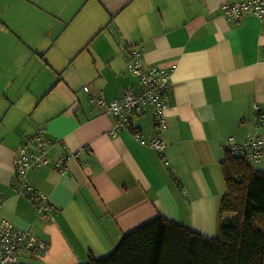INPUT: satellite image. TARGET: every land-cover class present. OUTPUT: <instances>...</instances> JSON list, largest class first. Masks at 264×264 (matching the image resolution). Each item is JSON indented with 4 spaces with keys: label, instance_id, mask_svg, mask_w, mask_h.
<instances>
[{
    "label": "crops",
    "instance_id": "0c3cea01",
    "mask_svg": "<svg viewBox=\"0 0 264 264\" xmlns=\"http://www.w3.org/2000/svg\"><path fill=\"white\" fill-rule=\"evenodd\" d=\"M227 1L0 0V222L34 233L51 250L43 260L23 253L20 264L104 258L123 234L158 215L217 234L225 144L253 135L254 104L264 110V16L235 22L222 9ZM76 36L85 38L82 50L98 53L97 68H80V45L63 43ZM133 50L144 64L170 71L168 162L148 144L151 114L132 120L143 136L137 141L132 130L114 136L117 120L97 103L138 87L127 67ZM19 52L25 66L10 56ZM39 126L48 163L28 175L50 199L49 218L19 193L15 171L25 138ZM27 149L40 155L35 144ZM73 154L61 170L57 164ZM253 167L264 172V152Z\"/></svg>",
    "mask_w": 264,
    "mask_h": 264
},
{
    "label": "trees",
    "instance_id": "16d2710c",
    "mask_svg": "<svg viewBox=\"0 0 264 264\" xmlns=\"http://www.w3.org/2000/svg\"><path fill=\"white\" fill-rule=\"evenodd\" d=\"M248 1L251 0H233ZM132 59L133 52L129 62ZM225 151L221 170L226 192L217 214L215 236L158 215L123 234L106 257L90 255L84 264H264V172L256 170L245 156ZM24 195L39 205L37 197Z\"/></svg>",
    "mask_w": 264,
    "mask_h": 264
},
{
    "label": "built area",
    "instance_id": "2783aa9c",
    "mask_svg": "<svg viewBox=\"0 0 264 264\" xmlns=\"http://www.w3.org/2000/svg\"><path fill=\"white\" fill-rule=\"evenodd\" d=\"M222 9L227 16L239 22L245 15L264 16V0H251L244 3L227 1L223 3ZM137 53L138 51L133 52L134 59L129 62L128 69L138 77V87L127 86L124 88L122 97L110 103L100 96L97 103L104 106L107 113L117 120V124L111 130L114 136H117L122 129L132 130L131 123L135 117L151 114L156 130L150 136L149 145L157 150L162 160L166 161L164 133L169 127L167 114L170 108L169 91L172 86L170 71L144 64ZM254 123L256 132L248 136L242 144L237 143L234 138H230L225 144V149L229 150L232 155H243L250 164L259 163L264 152L262 132L264 110L258 103L254 104ZM44 132L45 128L39 126L34 136L25 138L15 158V171L16 179L21 183L19 193L37 197L35 199L39 200V215L49 218L53 209L50 199L31 185L28 175L32 167L39 169L40 166L48 163L47 158L43 156L48 146V141L41 139ZM133 135L137 141L142 140L141 133L133 131ZM31 144L37 146L40 151L39 156L28 152L27 148ZM72 156L75 155L63 156L57 166L61 170H66ZM28 252L37 259H41L48 254L49 246L30 231L22 230L9 221L0 222V264H20L19 256Z\"/></svg>",
    "mask_w": 264,
    "mask_h": 264
},
{
    "label": "rangeland",
    "instance_id": "374dc122",
    "mask_svg": "<svg viewBox=\"0 0 264 264\" xmlns=\"http://www.w3.org/2000/svg\"><path fill=\"white\" fill-rule=\"evenodd\" d=\"M50 1H60V0H50ZM67 12H69V10ZM40 24H43L41 20H40ZM75 32L78 33V31H75ZM84 39H85L84 36L65 37V40L63 41V43L65 45L69 46L71 44V42L74 40L80 45L79 46L80 47L79 50H77V52H75L76 54L79 53V55L75 58V61L78 63L80 68H86L88 70H89V68H97V65L100 62V57L98 56L97 52H89L88 50H82V46L84 45L83 44L84 43ZM134 51H136V50H133V51H131L129 53V55H128V63H129V56ZM85 52L87 54H89L88 57L85 56V54H84ZM10 56H11L12 60L15 62L16 66H18V67L25 66L26 63L29 61L28 59L25 58V56L21 52L16 53V54L10 53ZM86 58H87V60L85 61L84 64H82V62ZM57 61H63V57H60V58L57 57ZM127 67H128V65H127ZM44 68H49V67H44ZM56 68H60V66L57 63H56ZM40 239L43 240L42 238H40ZM49 249H50V247H49ZM50 251H49V253L46 256H48L50 254Z\"/></svg>",
    "mask_w": 264,
    "mask_h": 264
}]
</instances>
